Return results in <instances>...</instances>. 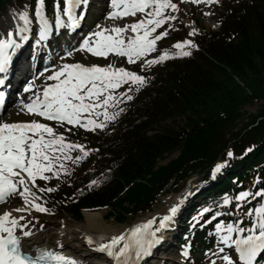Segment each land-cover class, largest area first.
Segmentation results:
<instances>
[{
  "label": "trees",
  "instance_id": "16d2710c",
  "mask_svg": "<svg viewBox=\"0 0 264 264\" xmlns=\"http://www.w3.org/2000/svg\"><path fill=\"white\" fill-rule=\"evenodd\" d=\"M10 1L34 3L0 0V14ZM220 23L218 32L196 36V47L186 46L189 56L172 54L146 69L142 88L124 87L132 99H119L111 133L86 135L78 185L58 180L50 187L60 211L81 221L84 211L107 209V219L129 224L162 193L178 192L189 178H207L217 162L241 168L227 181L233 186L228 191L264 189V107L236 128L241 110L264 102V0H232ZM184 37L174 33L172 42ZM175 117L184 119L181 129L157 127ZM175 152V159L159 165Z\"/></svg>",
  "mask_w": 264,
  "mask_h": 264
},
{
  "label": "snow or ice",
  "instance_id": "6c2138e0",
  "mask_svg": "<svg viewBox=\"0 0 264 264\" xmlns=\"http://www.w3.org/2000/svg\"><path fill=\"white\" fill-rule=\"evenodd\" d=\"M43 2L44 0H35L38 44L48 39L52 32L49 21L41 13ZM192 2L213 4L216 0ZM87 3L88 0H62L61 8V0H53L56 30L59 31L65 25L62 16L67 18V28H77L78 16L84 15L77 9ZM110 6L111 11L107 13V18L136 17L137 14H140V18L131 24H124L123 27L113 26L110 30L97 24L95 31L82 36L78 47L73 45L66 49L60 60L71 57L77 50H86L96 57H107L109 53H115L119 57H126L128 64L145 58L141 60L143 65H153L168 58L165 51L154 59H146L148 54L155 50L157 41L168 34L167 29L159 32L157 30L166 22L177 19L175 15L166 14V10H177V3L173 0H110ZM19 20L22 23L16 26L15 33L9 30L6 38H0V74L6 71L11 55L29 40V36L26 35L31 23L28 14L20 12ZM168 27H172L171 23H168ZM128 29L135 35L125 36ZM194 34L195 29L189 33ZM14 36L19 38V42ZM186 46L196 47L191 40L185 39L174 45L177 51L173 55L189 56L191 53L185 50ZM45 73L50 74L45 76ZM38 77H44L46 81L52 83L42 85V95L37 89L29 97V102L21 101L23 109L58 124L66 122L67 125H79L93 131L103 129L106 121L116 118L119 113L110 112L108 109L115 108L120 96L132 99L131 95H126L123 91L117 94V89L129 84L139 89L146 83L145 76L126 70L125 67H114L112 64L85 66L78 62H62L52 64L51 69L46 65L43 70L33 74L31 81L23 88L24 93H29L36 87L32 81ZM4 83L5 81L0 79V85ZM4 96L5 94L0 92V100ZM94 116H102L103 120L98 121L93 118ZM73 149L80 151V155L74 157L76 161L88 156V151L82 145L66 143L64 136L56 134L48 124L37 122L35 119L30 122H0V202L18 195L27 207L16 208L15 211L26 212L31 208L37 212H47V208L35 202L37 197L32 187L35 186L37 177L42 180L50 179L45 173L58 175L61 170L67 172L63 161L73 159L70 155ZM227 155L232 157L233 153L229 151ZM220 167L221 164L217 163L213 172ZM96 183L97 181H92L93 185ZM47 191L52 189L49 188ZM253 195L264 197V189L254 194L249 191L239 192L235 195L237 206ZM223 203L228 204L229 200L225 198ZM179 207V203L172 205L167 214L159 218L158 227H153L156 218L150 219L146 223L132 227L126 234L111 237L107 243L97 242L98 250L106 253L115 264H142L143 259L151 254V249L161 242L162 230L170 226ZM207 212L208 209L205 208L198 215L203 216ZM255 213L251 227L247 229L233 223L227 224L226 228L221 223L215 224L217 232L222 233L220 236L222 243L234 245L240 264H258L259 258L264 254V206H256ZM24 220V216H12L9 211L0 214V264H79L75 258L47 248H38L35 255L23 250L22 238L32 234L28 224L21 223ZM245 231L249 234L240 235ZM232 233H236L234 239ZM88 243L91 245L93 242L89 239ZM223 251L224 249H221V252ZM184 255H187L186 251ZM222 260L226 264H234L230 256H223ZM260 264H264V261H260Z\"/></svg>",
  "mask_w": 264,
  "mask_h": 264
},
{
  "label": "rangeland",
  "instance_id": "374dc122",
  "mask_svg": "<svg viewBox=\"0 0 264 264\" xmlns=\"http://www.w3.org/2000/svg\"><path fill=\"white\" fill-rule=\"evenodd\" d=\"M191 1V0H190ZM173 2L177 3V10H166V14L170 13L172 15H175L177 17L176 20H172L170 22H166L165 25L161 26L160 29L157 30V32L161 30L167 29V36L161 38V40L157 41L156 48L152 53H149L146 59H154L158 55L161 54V52H167L168 58L171 56L172 49L177 50L174 48V44H172V35L175 33L178 37L181 36V33L185 36V39L193 40L194 37L200 35L204 32H218L219 31V24L222 20L223 15L225 14V7L232 4V0H216L213 4H206V3H199V4H192L191 2L186 1H180V0H173ZM96 4H100V0H96ZM95 7V6H94ZM96 8V7H95ZM19 10L16 7H11L10 9H7V11H4L2 15L0 16V38H4L5 31L8 27L12 25V23L15 21V19H19ZM29 17L35 16V9L34 10H28ZM93 13V12H92ZM207 13V15H206ZM140 18V14H137L136 17L128 16L124 18H119L117 26L123 27L124 24H131L133 22H136L137 19ZM104 20V18H102ZM105 21V20H104ZM36 23V22H35ZM168 23H171L172 27H168ZM113 24V25H112ZM111 25H108L109 28L115 26V23H112ZM14 26V24H13ZM195 29L194 35H189ZM135 33H132L130 29L126 30L125 36H134ZM172 44V45H171ZM74 63L77 62H87L90 65L96 64L98 66H107L108 64H112L114 67H125L126 70L135 71L139 75H144V72L146 69L151 67L152 65H143L141 63V60L145 58H141V60H136L133 64H128L126 57H109L107 59L95 61L92 59H89L85 57L84 55H77L74 56ZM167 58V59H168ZM165 61V60H164ZM159 62L156 64L163 63ZM153 64V65H156ZM18 67H24V62L21 61L18 65ZM45 82L42 81V85H44ZM123 87V85H122ZM118 90V91H117ZM116 93L119 94L121 91H123L126 94V91L121 88L120 90L117 89ZM42 94V92H41ZM127 100V99H125ZM119 105V100L116 103L115 108H109L108 110L110 112L116 111ZM18 106V105H17ZM17 106L11 105L9 108L11 110H7L5 114L0 118V122H28V117L24 116L23 113H21V109ZM120 106V105H119ZM264 107V102H258L253 104L252 106L245 107L243 110H241L242 118L240 123L237 125V129H240L244 124H246L251 116L256 115L261 108ZM103 111V109H101ZM118 112V111H117ZM84 116H87V114H83ZM94 119H97L98 121H102L103 117H93ZM31 121V119L29 120ZM83 122V121H82ZM66 126H56L48 124V126L52 127L54 132L58 135H63L65 138L66 143H74V144H80L83 147H85L86 142V135L93 132V135L96 137L101 136L102 134H108V132L111 130V126H116L115 119L109 120L105 122V127L103 129H96V130H86L82 128L83 130H79L78 128H81L79 125H67ZM184 124L183 118H169L165 121H162L157 127H170L174 130H179ZM156 126L154 129L157 128ZM71 130V131H69ZM156 131L150 132V134H154ZM149 134V135H150ZM71 156H73L72 160H65L63 163L65 164L67 168V172L61 170L58 175H52L51 173H45V175H48L50 179L48 180H42L39 177H37V180L35 182V186L32 187V191L35 193V196L37 197L36 203L41 204L43 207L47 208L48 211L41 213L37 212L35 209L29 208L26 212H17L15 211L16 208H25L26 205L23 204L22 198H20L18 195H16L14 198H11L9 200H6L5 202L0 203V214H2L4 211H9L12 216H24L25 220L21 221V223L26 224H40L45 221H51L59 218H64L67 223L69 224H77L84 220V218L79 221L75 222L70 215L65 214L64 212H61L55 205L54 201L49 198V191H47V188L52 187L54 183L61 181L64 184L71 185V187H75L78 185L76 182V172L77 169L82 168V163L86 158L81 159L79 162H77L74 157L76 155H80L79 149H73L70 153ZM178 153L175 152L168 156L164 161L159 163V165H162L164 163H167L170 160H173L177 157ZM59 163V162H58ZM199 179H196V177L191 178L188 180L187 184L181 185V190L176 192H166L159 196L156 203L151 207V210L142 214H139L133 221H131L128 225H119L116 222H114L112 219H107V213L108 210H100L99 213H103V221L102 223L106 226H110L114 230H127L130 228V226H134L139 221L144 220L145 218H156L158 219L162 214L168 211V209L177 203H180L182 198L188 194L191 190L197 187L199 185ZM243 201L240 202V206H237V202L235 200L232 201L233 209H234V218L232 219L233 224L236 226H242L247 229L248 227H251V221L255 218V208L254 209H246L243 206ZM256 206H264V199L263 197H258V202L256 203ZM19 214V215H17ZM221 215V213L219 214ZM243 217V218H242ZM236 220V223H235ZM227 224H225V228L227 227ZM247 233V231L242 232ZM172 250V249H171ZM99 254V253H98ZM161 255V254H160ZM172 257H178L179 262L182 264L184 261L180 259L179 252L173 255ZM170 257L172 262L174 259ZM193 259H191V262L193 263ZM189 262V264L191 263ZM185 264V263H184ZM187 264V263H186Z\"/></svg>",
  "mask_w": 264,
  "mask_h": 264
},
{
  "label": "bare ground",
  "instance_id": "6f19581e",
  "mask_svg": "<svg viewBox=\"0 0 264 264\" xmlns=\"http://www.w3.org/2000/svg\"><path fill=\"white\" fill-rule=\"evenodd\" d=\"M112 23L116 22H109L108 24L111 25ZM14 25L16 29L18 23ZM52 64L54 63H51V66ZM16 68L19 70L23 69V67L18 66H16ZM103 216L104 214L99 213V211H86L83 213L84 220L77 224H69L64 218L49 220L40 224H28L32 234L22 238V245L29 252H33L38 248H47L54 252L61 253L62 251L65 255L71 253V251L69 249L61 250L62 246L72 245L77 247L79 245L85 247L87 251L101 255L98 254L102 251L98 250L97 242L107 243L111 237L120 235L121 233H127V230L116 231L114 228L112 229L110 226L103 224ZM150 219L151 218H145L144 221L146 222ZM153 227H158V221L153 224ZM89 239L93 242L91 245L88 243ZM102 253L105 254L104 252ZM71 257L75 258L79 264H92L86 263V260L81 258L76 252L71 253Z\"/></svg>",
  "mask_w": 264,
  "mask_h": 264
}]
</instances>
